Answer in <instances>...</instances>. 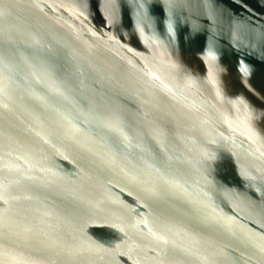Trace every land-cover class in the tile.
<instances>
[{"label":"water","instance_id":"obj_1","mask_svg":"<svg viewBox=\"0 0 264 264\" xmlns=\"http://www.w3.org/2000/svg\"><path fill=\"white\" fill-rule=\"evenodd\" d=\"M0 264H264V0H0Z\"/></svg>","mask_w":264,"mask_h":264}]
</instances>
